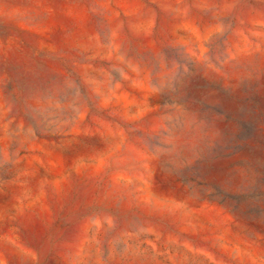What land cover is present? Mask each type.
Wrapping results in <instances>:
<instances>
[{
  "label": "rangeland",
  "instance_id": "obj_1",
  "mask_svg": "<svg viewBox=\"0 0 264 264\" xmlns=\"http://www.w3.org/2000/svg\"><path fill=\"white\" fill-rule=\"evenodd\" d=\"M0 264H264V0H0Z\"/></svg>",
  "mask_w": 264,
  "mask_h": 264
}]
</instances>
